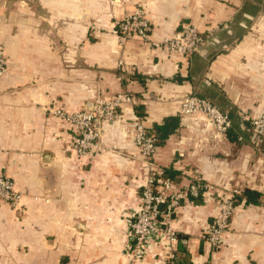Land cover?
Here are the masks:
<instances>
[{
	"label": "crops",
	"instance_id": "1",
	"mask_svg": "<svg viewBox=\"0 0 264 264\" xmlns=\"http://www.w3.org/2000/svg\"><path fill=\"white\" fill-rule=\"evenodd\" d=\"M136 4L154 41L187 24L223 26L225 47L184 59L138 37L122 45L115 19ZM0 46V173L23 195L20 210L0 205V264H129L126 221L145 177L132 122L104 123L101 151L78 157L72 131L52 114L122 93L138 99L125 118L134 112L152 129L177 121L154 163L178 188L198 176L241 192L223 248L202 238L217 211L207 195L173 215L175 259L154 247L142 264H264V140L255 145L249 126L264 106V0H0ZM187 94L228 113L229 135L181 118Z\"/></svg>",
	"mask_w": 264,
	"mask_h": 264
},
{
	"label": "built area",
	"instance_id": "2",
	"mask_svg": "<svg viewBox=\"0 0 264 264\" xmlns=\"http://www.w3.org/2000/svg\"><path fill=\"white\" fill-rule=\"evenodd\" d=\"M127 3L130 0H110ZM118 41L124 45L134 37L162 51L167 56L189 59L199 55L209 46L218 43L217 34L223 26L201 31L193 24H187L174 35L162 42L152 40V28L146 10L136 4L131 11H124L115 19ZM225 28V27H224ZM123 63L119 67L123 70ZM8 71L3 49L0 46V77ZM132 93H122L113 97H101L88 110L66 113L61 110L52 112L53 116L68 125L73 136L68 148L78 157L94 155L101 151V136L104 123L133 124V140L142 160L144 183L140 191L137 208L126 221V244L124 255L129 264H142L154 247L164 251L166 261L175 259L178 245L176 231L171 225L172 217L189 199L209 196L216 204L217 211L211 222L204 229L202 238L213 250L226 245L225 235L229 230L230 219L236 209V202L241 192L238 187L220 189L193 176L188 185L178 188L163 167H158L154 159L158 152L155 135L151 134L143 118L133 112L131 118H125L124 109L137 102ZM181 118H191L202 129L213 135L226 136L233 124L228 113L222 112L209 100L194 94H187L180 99ZM250 134L255 145L264 140V106L255 116L249 118ZM181 157L182 155L179 154ZM22 193L15 188L12 179L0 173V205H7L12 210H20ZM264 204V200H263Z\"/></svg>",
	"mask_w": 264,
	"mask_h": 264
},
{
	"label": "trees",
	"instance_id": "3",
	"mask_svg": "<svg viewBox=\"0 0 264 264\" xmlns=\"http://www.w3.org/2000/svg\"><path fill=\"white\" fill-rule=\"evenodd\" d=\"M176 126H177V121L175 119H169L163 125L155 126L154 129L149 128V127L147 128L151 134L155 135V137L157 138L158 146H159L162 144L164 139H166L167 136L175 129ZM231 130L232 129H230L227 135H229ZM236 139L237 141H239L237 136H236Z\"/></svg>",
	"mask_w": 264,
	"mask_h": 264
},
{
	"label": "water",
	"instance_id": "4",
	"mask_svg": "<svg viewBox=\"0 0 264 264\" xmlns=\"http://www.w3.org/2000/svg\"><path fill=\"white\" fill-rule=\"evenodd\" d=\"M223 30H226V32L229 31V29H227V28H224V29H222L221 31H223ZM221 31H220V32H221ZM220 32H219V33H220ZM219 33L217 34L218 43H217L216 45H214V46H209L208 48H205L204 50H207V51L213 50L214 52H217V51H220L221 49H223V48L225 47L224 45H222V42H221L220 34H219ZM89 107H90V106H88V107L86 108V110H88Z\"/></svg>",
	"mask_w": 264,
	"mask_h": 264
}]
</instances>
